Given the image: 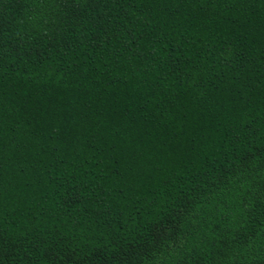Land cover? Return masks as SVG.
Returning a JSON list of instances; mask_svg holds the SVG:
<instances>
[{
	"label": "trees",
	"instance_id": "obj_1",
	"mask_svg": "<svg viewBox=\"0 0 264 264\" xmlns=\"http://www.w3.org/2000/svg\"><path fill=\"white\" fill-rule=\"evenodd\" d=\"M0 264H264V0H0Z\"/></svg>",
	"mask_w": 264,
	"mask_h": 264
}]
</instances>
